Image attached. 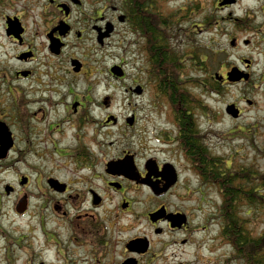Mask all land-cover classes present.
<instances>
[{
    "label": "flooded vegetation",
    "instance_id": "af4514ba",
    "mask_svg": "<svg viewBox=\"0 0 264 264\" xmlns=\"http://www.w3.org/2000/svg\"><path fill=\"white\" fill-rule=\"evenodd\" d=\"M160 3L0 0V264H249L244 232L264 256V0H185L184 18L221 38L193 63L199 107L152 88L163 148L145 158L101 137L121 123L91 81L119 27L148 64L167 46Z\"/></svg>",
    "mask_w": 264,
    "mask_h": 264
},
{
    "label": "rangeland",
    "instance_id": "374dc122",
    "mask_svg": "<svg viewBox=\"0 0 264 264\" xmlns=\"http://www.w3.org/2000/svg\"><path fill=\"white\" fill-rule=\"evenodd\" d=\"M142 1V0H139ZM163 3L157 4L154 13L155 21L161 22L160 18H164L168 27L164 29L166 39L176 48L180 49L183 53V64H185L187 75L196 76V71L193 69V63L199 61L202 53L211 49L207 48L210 42L214 38L221 39L220 36L212 33L211 30L202 32V25L200 21L195 19H185V0H162ZM122 4V0H105L106 8L117 7ZM254 1H247L242 8L254 5ZM241 7L235 8L233 11L241 12ZM212 11V8H210ZM151 12V11H150ZM164 14L165 17L162 15ZM162 15V17H161ZM204 17V21L210 20L209 17ZM200 24V28L196 31L197 33H191V26ZM125 29V28H124ZM196 30V29H195ZM121 33V34H120ZM123 30L119 27V44L117 43V37L113 38L107 47V58L103 65V73L97 77H93L91 81V94L90 99L94 100L97 98L98 93H104L107 91L108 96L112 97L111 109L107 110L112 112L119 117L120 126L118 127H107L102 134V139L106 144L107 148L113 149L115 145H110V142L119 140V151L130 150L137 152L140 158H145L153 151L155 147L163 148L158 142L153 141L152 132L154 128L165 127L163 121L157 117V114L153 113L152 108V85L147 74L149 68L148 61H144L143 52L138 45L133 46L131 42H121ZM128 40L134 39L133 34L127 37ZM139 55V57H138ZM121 59L126 62L125 72L126 76L124 79H115L111 76L109 69L113 65H120ZM141 85L144 88V93L141 96H137L133 93H128L127 90L130 87ZM197 87V86H193ZM196 92L197 89H195ZM201 95V94H200ZM204 101H207L203 98ZM228 100V99H226ZM207 103L213 106L215 102L208 99ZM221 106V105H219ZM92 117L98 121L104 117L103 114L107 112L100 111V114L95 110V106L92 105ZM136 114L138 123L136 126L130 128L126 125L125 119L131 115ZM224 127L226 123L224 122ZM216 126V125H213ZM97 124L94 123L92 126L93 132L96 130ZM103 131V132H104ZM260 226V224H258ZM264 224L262 225V227Z\"/></svg>",
    "mask_w": 264,
    "mask_h": 264
},
{
    "label": "trees",
    "instance_id": "16d2710c",
    "mask_svg": "<svg viewBox=\"0 0 264 264\" xmlns=\"http://www.w3.org/2000/svg\"><path fill=\"white\" fill-rule=\"evenodd\" d=\"M159 33L160 30H156V39H159L160 35L166 36L164 29L161 34ZM166 43L167 46L160 40L156 43L157 45L153 50V60L149 62L147 70L152 87L155 91L161 93L160 99L157 101L166 103L175 109L199 107L198 97L200 98V96L196 95V91H194L195 87H193L198 85L197 78L193 75H187L185 64H183L184 57L182 51L176 49L168 41V38L166 39ZM251 204L254 206V210H256L254 192L251 195ZM258 218L259 215L257 214L256 216L254 211L252 221L258 220ZM229 232L230 229L227 230V235ZM245 235L244 232L242 234V241L247 240V243L251 246L243 249L247 262L249 264H264V256L260 250V246L262 247V245L258 239V235L254 237V235L250 234L251 238L248 239Z\"/></svg>",
    "mask_w": 264,
    "mask_h": 264
},
{
    "label": "water",
    "instance_id": "95a60500",
    "mask_svg": "<svg viewBox=\"0 0 264 264\" xmlns=\"http://www.w3.org/2000/svg\"><path fill=\"white\" fill-rule=\"evenodd\" d=\"M110 31H111V29L108 31L107 34H109ZM111 71H112L113 74H115V75H117V76H123V74H124L123 71L121 70V68H119V67H117V66L113 67V68L111 69ZM135 92L138 93V94H141V93H142V88H141L140 86L137 87V88L135 89ZM230 108H232V106H231ZM109 120H110V118H109ZM133 121H134L133 117L127 119V123H128L129 125H132V124H133ZM119 171H120V172H123V171H124V172H129L130 170L127 169V168H124L121 164H119Z\"/></svg>",
    "mask_w": 264,
    "mask_h": 264
}]
</instances>
